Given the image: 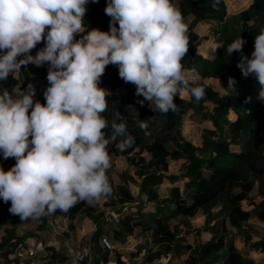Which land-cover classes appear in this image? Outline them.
Returning a JSON list of instances; mask_svg holds the SVG:
<instances>
[{
    "label": "trees",
    "instance_id": "obj_1",
    "mask_svg": "<svg viewBox=\"0 0 264 264\" xmlns=\"http://www.w3.org/2000/svg\"><path fill=\"white\" fill-rule=\"evenodd\" d=\"M174 2L179 4L184 18L191 17L187 22L189 51L182 61L190 83L184 95L174 97L177 110L167 114L153 111L155 105L152 109L143 96L135 94V85L119 77L117 66H107L100 86L111 92L103 113L108 121L104 131L110 139L111 167L107 175L111 193L92 203L80 202L68 212L58 210L27 221L11 214V202L0 199V224L7 216L10 218V225L0 234V264L65 263L69 255L65 239L85 218L95 226L90 246L102 263L112 259L114 264H124L120 250L126 249L132 238L135 243L127 258L142 256L149 264H264V102L258 99L255 76H243L236 66L242 55L251 57L255 37L264 28V0H248L231 14L224 0ZM106 5L107 0H89L84 17L87 30L109 31L111 18L105 14ZM201 23L209 25L198 35L194 29ZM240 35L246 41L243 51L233 52L230 57L225 49ZM208 40L211 48L222 42L225 49L204 55L199 46ZM44 46L43 41L37 44L31 55ZM48 68L47 63L23 65L17 77L10 74L0 87L11 92L26 87L20 80L31 79L38 82L34 101L43 104ZM229 77L236 81L235 90L227 85ZM206 79L215 80L222 93L206 85ZM196 86L205 89L198 103L189 90ZM185 117L210 123L199 146L181 133ZM141 120L146 127H141ZM121 122H126L127 133L134 137L128 154L120 148L124 137L116 135L112 128L113 123ZM117 157H123L129 167L139 162L135 169L137 181L128 173H120L119 182L114 181ZM170 161H180L178 173H167ZM15 163V158L5 160L0 153V166L5 171ZM129 183L137 188L135 198L129 193ZM123 202L131 204L115 220H106L108 213ZM58 215L65 218V230L52 244L51 220ZM197 216L201 224L194 228L192 243L180 245L179 225L190 227L189 220ZM254 222L261 227L254 226ZM104 234L113 242L111 249L99 244ZM201 234L208 237L201 240ZM27 239L43 247L37 256L39 263L16 253L17 244ZM257 254L262 255L257 258Z\"/></svg>",
    "mask_w": 264,
    "mask_h": 264
},
{
    "label": "clouds",
    "instance_id": "obj_2",
    "mask_svg": "<svg viewBox=\"0 0 264 264\" xmlns=\"http://www.w3.org/2000/svg\"><path fill=\"white\" fill-rule=\"evenodd\" d=\"M93 3L97 0H92ZM89 0H0V82L21 66L49 65L45 103L34 101L29 84L19 95L0 87V153L15 158L7 171L0 166V199L21 221L68 212L80 202L92 203L111 193L107 97L100 86L106 67L136 87L153 111H176L174 97L189 86L182 61L189 51L188 25L174 0H107L109 31L87 30ZM118 24V27H117ZM80 39H75L76 36ZM44 47L31 55L37 44ZM240 35L224 48L231 57L243 51ZM254 75L258 99L264 102V28L256 35L251 57L236 65ZM236 81L229 77L228 87ZM198 103L205 89L191 87ZM141 127H146L141 120ZM123 136L121 150L134 143L126 122L112 124Z\"/></svg>",
    "mask_w": 264,
    "mask_h": 264
},
{
    "label": "rangeland",
    "instance_id": "obj_3",
    "mask_svg": "<svg viewBox=\"0 0 264 264\" xmlns=\"http://www.w3.org/2000/svg\"><path fill=\"white\" fill-rule=\"evenodd\" d=\"M224 1L226 4V7H227V12L229 14L234 13L235 11L241 9L248 2V0H224ZM106 7H107V5H106ZM190 18L191 17H186L185 22L187 23ZM208 25L209 24H205V23L198 24L194 30L198 35H201L205 32V29L208 27ZM199 49H200V51H202L204 53V55L210 56L213 54L212 48H211V43L209 40L201 42ZM13 74L17 77V73H13ZM204 83L206 85H208L209 87H211L212 89H214L215 91H217L218 93H222V90L220 89L218 83L215 80L206 79V80H204ZM20 84L23 86L25 85L26 87L22 88V89L16 88L15 93L17 95L21 94L24 89H27L29 84H32L35 87V94L39 91L37 89L38 88V82H33L31 79H22V80H20ZM43 96H44V93H43ZM131 109L134 112V109L133 108H131ZM207 129H210V123L207 120L202 119L200 122L197 120H192L189 117H185L183 120L181 133L185 139L189 140L192 144L199 146L201 144L203 135ZM131 150L132 149L130 147H126L124 149L126 154L130 153ZM179 162L180 161H170L169 162V169H168L167 173H169V174L178 173ZM138 164H139V162H138ZM138 164L134 167H129L125 164L123 157L115 158V168H114V172L112 174L114 181L119 182L118 176L120 175V173H128L137 181L138 175L135 174V169L138 168ZM128 189H129L130 195L135 198L137 195L136 186L133 185L132 183H129ZM56 222L57 223L59 222V218L56 219ZM189 224H190V227H185L182 224L179 225V230H180L179 237L181 238V241H179L180 245H183L184 242L192 243V241L194 239V234H195L194 228H196L197 226H199L201 224V217L197 216L193 219H190ZM9 225H10V218L7 216L6 220L0 224V234L2 233V229L8 227ZM52 226L57 232L60 231L59 226L56 227L55 223L52 222ZM254 226L264 227V224H261V226H260V224L258 222H254ZM58 234L60 235V233H58ZM59 235L55 234V235H53V237H56L55 239H58ZM104 236L108 239L109 243L112 245L113 242L111 241L110 237H107L105 234H104ZM200 236L201 237L199 239H201V240H204L208 237L207 234H201ZM85 243L88 244L89 246L91 245L89 241L88 242L86 241ZM134 243H135V240L132 238H129L127 248L126 249L123 248L120 250L122 252V255H123L121 257V260L124 262V264H149V263L143 261L142 256L135 258V259H132V260L127 258V254L129 251H132V249L134 247L133 246ZM82 245H83V243H82ZM90 248H91V246H90ZM91 253H90V259H91ZM40 254H38L37 256H39ZM261 255L262 254H257L256 257L259 258ZM37 256L33 257V258H26V259L32 260L33 263H39L40 260L38 259ZM262 256L264 257V255H262ZM180 257H184L183 254H181ZM86 262L83 264H86Z\"/></svg>",
    "mask_w": 264,
    "mask_h": 264
},
{
    "label": "crops",
    "instance_id": "obj_4",
    "mask_svg": "<svg viewBox=\"0 0 264 264\" xmlns=\"http://www.w3.org/2000/svg\"><path fill=\"white\" fill-rule=\"evenodd\" d=\"M181 95H184V92H182ZM57 218H59L58 223L56 222ZM52 222L56 224V227L59 226V229H60V231L57 232L52 226V234H50L49 236L50 242L52 244H56L57 239H55L56 237H53V235L55 234L59 235L58 233L65 230L66 221H65L64 216L58 215L51 220V225H52ZM94 229H95L94 224L90 220L85 218L81 221L80 225L75 228V230L70 234V236L65 239V244L68 248L69 255H68V259L63 264H76L72 261V258H71L72 253L76 252L79 249V247L82 245V243L85 244L86 241L90 242V236L92 232L94 231ZM90 252H92L91 259L89 258L86 264H114V262L111 261L112 259L108 261L107 263H102L97 260L96 255L92 249L90 250Z\"/></svg>",
    "mask_w": 264,
    "mask_h": 264
},
{
    "label": "built area",
    "instance_id": "obj_5",
    "mask_svg": "<svg viewBox=\"0 0 264 264\" xmlns=\"http://www.w3.org/2000/svg\"><path fill=\"white\" fill-rule=\"evenodd\" d=\"M106 216V220H115L111 212ZM99 244L106 248L111 249L112 245L109 243L105 236H101ZM90 246L88 244H83L76 252L72 253V261L76 264H83L90 258ZM43 247L39 245H34L31 241L26 240L24 243H18L16 246V253L25 258H33L38 254L42 253Z\"/></svg>",
    "mask_w": 264,
    "mask_h": 264
},
{
    "label": "water",
    "instance_id": "obj_6",
    "mask_svg": "<svg viewBox=\"0 0 264 264\" xmlns=\"http://www.w3.org/2000/svg\"><path fill=\"white\" fill-rule=\"evenodd\" d=\"M130 202H123L117 207L113 208L110 212L113 217H116L120 215L125 209H127L130 206Z\"/></svg>",
    "mask_w": 264,
    "mask_h": 264
}]
</instances>
